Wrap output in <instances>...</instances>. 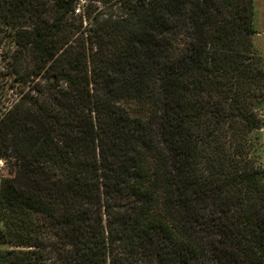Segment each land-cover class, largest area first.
<instances>
[{
    "label": "trees",
    "instance_id": "1",
    "mask_svg": "<svg viewBox=\"0 0 264 264\" xmlns=\"http://www.w3.org/2000/svg\"><path fill=\"white\" fill-rule=\"evenodd\" d=\"M114 1L0 0V264H264L254 0Z\"/></svg>",
    "mask_w": 264,
    "mask_h": 264
},
{
    "label": "rangeland",
    "instance_id": "2",
    "mask_svg": "<svg viewBox=\"0 0 264 264\" xmlns=\"http://www.w3.org/2000/svg\"><path fill=\"white\" fill-rule=\"evenodd\" d=\"M254 2L255 27L258 35L253 40L255 49L264 62V0H254ZM78 9L81 12H84L86 9L90 20L93 22L108 18L109 16L114 17V15L122 14V11L118 9L114 0H81ZM88 22L89 20L85 22L84 27H86ZM16 50L13 41L5 34V29L0 28V118L11 108L20 92L24 89V86L20 85L13 75V68H15L13 66L18 64L17 67L22 70L31 69V63L26 57H24V60H17L19 63H16ZM258 136L259 163L264 168V127L258 133ZM2 162L4 166L0 169V179L7 178L11 175L10 168L5 165L4 160ZM8 248L7 245L0 246V249Z\"/></svg>",
    "mask_w": 264,
    "mask_h": 264
},
{
    "label": "built area",
    "instance_id": "3",
    "mask_svg": "<svg viewBox=\"0 0 264 264\" xmlns=\"http://www.w3.org/2000/svg\"><path fill=\"white\" fill-rule=\"evenodd\" d=\"M4 166V163L2 162V160H0V169H1V167H3Z\"/></svg>",
    "mask_w": 264,
    "mask_h": 264
}]
</instances>
